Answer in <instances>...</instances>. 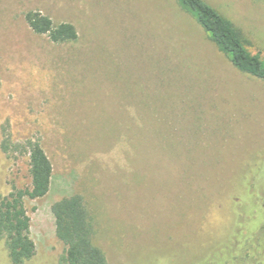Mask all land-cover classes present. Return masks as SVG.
Listing matches in <instances>:
<instances>
[{
  "label": "rangeland",
  "instance_id": "rangeland-1",
  "mask_svg": "<svg viewBox=\"0 0 264 264\" xmlns=\"http://www.w3.org/2000/svg\"><path fill=\"white\" fill-rule=\"evenodd\" d=\"M264 57V0H208ZM39 10L75 41L35 33ZM39 140L50 191L25 201L36 254L60 264L52 204L84 197L107 264L248 263L264 226V81L239 71L178 0H0V195L30 185ZM0 240V264H13ZM261 256V255H260Z\"/></svg>",
  "mask_w": 264,
  "mask_h": 264
},
{
  "label": "trees",
  "instance_id": "trees-1",
  "mask_svg": "<svg viewBox=\"0 0 264 264\" xmlns=\"http://www.w3.org/2000/svg\"><path fill=\"white\" fill-rule=\"evenodd\" d=\"M181 8L195 18L239 71L264 81V57L247 47L242 32L208 0H178ZM30 28L37 34H46L55 43L75 41L78 32L69 22L54 23L39 10L25 15ZM2 149L9 154L28 156L31 182L26 187H13L7 195H0V240H3L13 264H23L36 254V243L31 237V218L25 201L44 197L51 189L53 164L39 140L15 142L5 131ZM57 238L65 249L60 264H107L103 249L94 242L95 226L90 210L80 194L63 197L51 206ZM256 253L264 259V226L257 233ZM215 264H252L232 257L225 249L216 248ZM261 255V256H260ZM254 264V263H253ZM255 264H264L261 263Z\"/></svg>",
  "mask_w": 264,
  "mask_h": 264
}]
</instances>
